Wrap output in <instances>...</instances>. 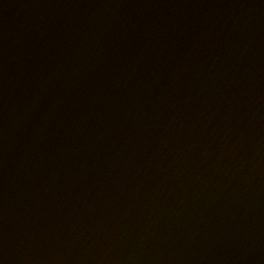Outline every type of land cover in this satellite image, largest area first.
I'll use <instances>...</instances> for the list:
<instances>
[{"label":"water","instance_id":"95a60500","mask_svg":"<svg viewBox=\"0 0 264 264\" xmlns=\"http://www.w3.org/2000/svg\"><path fill=\"white\" fill-rule=\"evenodd\" d=\"M0 264H264V0H76Z\"/></svg>","mask_w":264,"mask_h":264}]
</instances>
